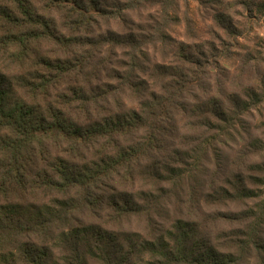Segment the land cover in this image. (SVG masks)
<instances>
[{
  "label": "trees",
  "instance_id": "1",
  "mask_svg": "<svg viewBox=\"0 0 264 264\" xmlns=\"http://www.w3.org/2000/svg\"><path fill=\"white\" fill-rule=\"evenodd\" d=\"M42 1L60 12L70 31L50 35L48 19L36 13L30 0H0V60L22 64L35 58L32 64L46 68L38 77L14 81L0 66V264L234 263L233 255L222 254L200 237L188 216H175L168 225L154 217L169 212L164 201L168 194L181 198L183 180L197 182L202 163L192 154L198 145L190 137L200 129L201 143L224 144L228 136L234 138L241 113L256 101L235 96L229 107L218 96L208 95L209 87L199 82L195 71L180 69L158 76L161 84L155 82L156 90L150 84H128L136 93L141 90L138 108H108L94 115L90 106L99 111L100 103L116 95L120 86L93 85L91 79L74 89L71 98L60 94L52 99V90L70 67L68 61L34 53L39 44L52 40L66 49L82 46L91 40L75 32L87 33L93 17L113 19L122 10L121 5L107 10L97 0L93 6L83 0ZM112 34L100 35V42L133 40ZM84 65L81 60L75 70L83 71ZM126 73L129 78L132 71ZM107 76L119 82L121 70L111 68ZM192 86L205 97H190ZM243 92L264 96L250 88ZM77 112L87 115L84 122ZM210 132L216 136L213 141ZM175 138L186 144L185 149H175L176 154ZM243 138L241 153L250 159V175L213 188L205 195L207 202L247 205L259 196L250 184L263 181L264 162L253 158L264 144L247 131ZM262 204L234 211L231 217L251 218L254 206L262 213L264 200ZM132 217L143 218L149 231L125 226Z\"/></svg>",
  "mask_w": 264,
  "mask_h": 264
},
{
  "label": "rangeland",
  "instance_id": "2",
  "mask_svg": "<svg viewBox=\"0 0 264 264\" xmlns=\"http://www.w3.org/2000/svg\"><path fill=\"white\" fill-rule=\"evenodd\" d=\"M83 1L88 6L97 3L96 0ZM97 1L98 5L107 10L114 11L117 5H121L122 15H116L113 19L93 17L92 26L87 33L75 32L80 37L87 36L83 38L91 40L90 42L68 49L52 40L43 41L39 44L40 47L37 45L34 53L39 52L50 60L68 61L67 65L70 67V71L58 80L52 90V99H59L60 94H67V98H71L74 89H80L83 84H87L86 80L91 79L90 84L93 85L101 86L104 82H110L120 86L116 95L112 94L107 101L100 103L99 111L95 106H90L94 115L99 113L101 116L108 108L112 109L110 112L138 108L141 90L136 93L128 84H150L156 90L155 82L157 85L161 84L158 76H166L169 71L180 69L195 71L199 82L209 87L208 95L218 96L229 107L230 98L235 96L246 99L249 103L256 101V105L251 104L249 109L241 113L242 121L236 124L234 138L228 136L224 144L219 141L208 146L201 143L204 134L200 129L190 137L195 138V147L198 145L192 154L202 163L201 170L196 175L197 182L183 180L181 198L168 194L164 201L166 200L169 212L161 211V215L154 218L157 222L164 221L168 225L175 216H188V219L196 222L200 237L222 254H231L236 258L232 264L264 262V210L261 213L254 206L257 210L251 218L239 220L231 217L232 212L247 209V206H253L254 203L263 206L264 175L261 185L250 184L259 196L254 202L249 200L247 205L230 200L213 204L212 201L205 200L206 193L213 188L219 190L226 187L227 181L235 182L250 175L247 170L250 159L241 153L246 145L243 138L246 131L264 144V96H248L243 92L250 88L257 94H264V0ZM30 2L41 18L48 19L52 30L50 35L70 31L64 26L60 12L49 9L42 0ZM109 33L126 37L130 35L134 41L128 42L122 38L121 41L114 42V45L101 43L100 35ZM81 60L85 61L84 69L76 71ZM106 60H111V63L103 64ZM31 61L17 64L6 59L0 60V66L14 81L23 76L32 79L46 72L44 65L36 66ZM111 68L121 70V81L110 80L107 75ZM129 70L132 73L126 78ZM191 91L193 95L190 97H205L194 86ZM78 114L82 117L80 121L84 122L87 115ZM207 135L212 137L211 141L216 139L212 132ZM185 146L175 138L172 150L176 154L178 151L175 149L180 150ZM175 154L172 156L175 157ZM253 159L264 162V150ZM189 161H192L191 157ZM154 225L159 226L157 223ZM125 226L137 228L143 233L149 231L143 218L132 217L125 222ZM243 241H247L246 245Z\"/></svg>",
  "mask_w": 264,
  "mask_h": 264
}]
</instances>
